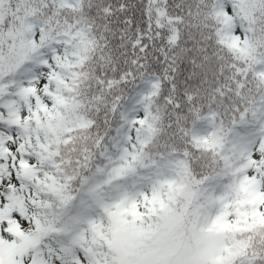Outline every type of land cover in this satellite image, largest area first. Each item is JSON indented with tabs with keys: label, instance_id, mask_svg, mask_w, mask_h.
Wrapping results in <instances>:
<instances>
[{
	"label": "snow or ice",
	"instance_id": "1",
	"mask_svg": "<svg viewBox=\"0 0 264 264\" xmlns=\"http://www.w3.org/2000/svg\"><path fill=\"white\" fill-rule=\"evenodd\" d=\"M0 264H264V0H0Z\"/></svg>",
	"mask_w": 264,
	"mask_h": 264
}]
</instances>
